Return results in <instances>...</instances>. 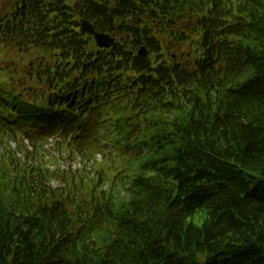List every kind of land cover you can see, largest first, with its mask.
I'll return each mask as SVG.
<instances>
[{"label": "trees", "instance_id": "1", "mask_svg": "<svg viewBox=\"0 0 264 264\" xmlns=\"http://www.w3.org/2000/svg\"><path fill=\"white\" fill-rule=\"evenodd\" d=\"M0 264H264V0H0Z\"/></svg>", "mask_w": 264, "mask_h": 264}, {"label": "rangeland", "instance_id": "2", "mask_svg": "<svg viewBox=\"0 0 264 264\" xmlns=\"http://www.w3.org/2000/svg\"><path fill=\"white\" fill-rule=\"evenodd\" d=\"M101 133V136H102V139L103 141H106V132L103 133L102 131L100 132ZM111 139V137H110ZM27 147V150L25 151V153L28 155V157L30 158H33L34 161H41L43 163H48L49 161V164H47L50 168H53L54 166L56 167L58 165V161L59 160H55L56 157L58 156V151L57 149L56 150H50V146H46L44 145V147L42 148V150H45V151H42L40 150L39 148H37L36 150L33 149V147H31V145L28 143V142H25L23 143V146H16L14 142H12L10 144V147L13 148L15 151H17V156L18 157H21L23 156V151H24V148L23 147ZM19 148L21 149L19 151ZM48 156L52 157V158H49ZM64 158H66L67 156H63ZM95 159L97 162H100L101 160L104 159L103 155L99 152H97L95 154ZM52 165V166H51ZM93 165V159L89 156H85L84 158L80 157V156H76L75 158H71L69 161H64L63 158H62V161H61V167L64 168L62 170L64 171H74V170H81L82 168L86 167L87 169H89L90 167H92ZM52 186H56L57 185V182L56 181H53L52 183Z\"/></svg>", "mask_w": 264, "mask_h": 264}, {"label": "water", "instance_id": "3", "mask_svg": "<svg viewBox=\"0 0 264 264\" xmlns=\"http://www.w3.org/2000/svg\"><path fill=\"white\" fill-rule=\"evenodd\" d=\"M80 33L82 35H87V36H92L94 37V40L96 42V45L100 49H110L115 45V39L111 37L108 34H102L98 33L94 30V27L92 26L91 23L85 20H81L80 22ZM139 55L145 56L146 55V49L142 47L139 52Z\"/></svg>", "mask_w": 264, "mask_h": 264}]
</instances>
